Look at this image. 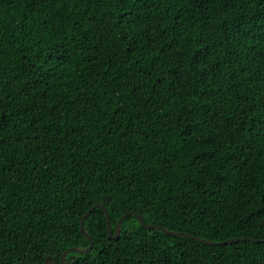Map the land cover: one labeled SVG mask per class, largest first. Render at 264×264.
<instances>
[{"label": "trees", "instance_id": "16d2710c", "mask_svg": "<svg viewBox=\"0 0 264 264\" xmlns=\"http://www.w3.org/2000/svg\"><path fill=\"white\" fill-rule=\"evenodd\" d=\"M0 123V264H264V0H0Z\"/></svg>", "mask_w": 264, "mask_h": 264}, {"label": "water", "instance_id": "95a60500", "mask_svg": "<svg viewBox=\"0 0 264 264\" xmlns=\"http://www.w3.org/2000/svg\"><path fill=\"white\" fill-rule=\"evenodd\" d=\"M95 207L101 208L103 210L104 214H105L106 227H107L108 237L110 239H117L119 237L120 227H121L122 221L124 220V218L126 216L133 215L138 220L139 224L142 225L145 228H157V229L162 230L166 234L174 235V236H185V237L191 238L193 240H196V241H198L200 243L207 244V245H222V244H227V243H230V242H233V241H238L239 239L240 240L257 241L256 239H249V238H245V237H242V238H230V239L221 240V241H210V240H206V239H203V238H200V237H197V236H193V235H190L188 233L181 232V231H171V230L166 229L165 227H162V226H159V225H156V224L145 223L143 221L142 216L140 214H138V213L133 212V211L125 212L122 216H120L118 218V220L116 221L113 233H112V226H111L110 218H109V215H108V212H107L106 208L103 205H101L100 203H96L95 205L90 207L81 216L80 222H79L80 232L89 240L88 246L87 247H75V246L68 247L67 249H65L62 252V254L60 256V264H65V257L67 255V253H69V252L87 253V252H89L91 250V248L93 246V240H92V237L85 230V228L83 226V222L89 216V214L92 212V210ZM261 224L264 226V219L261 221ZM49 257L50 256H46L42 264H49Z\"/></svg>", "mask_w": 264, "mask_h": 264}, {"label": "snow or ice", "instance_id": "6c2138e0", "mask_svg": "<svg viewBox=\"0 0 264 264\" xmlns=\"http://www.w3.org/2000/svg\"><path fill=\"white\" fill-rule=\"evenodd\" d=\"M41 2H43V0H41ZM132 3L133 5L135 4V0H132ZM138 12L139 10H137V15L133 17V20L130 21V23H134L135 22V19L138 18ZM243 26V25H241ZM238 31V30H237ZM6 125L3 124V123H0V129H3L5 128ZM0 142H2V140H0ZM192 166L196 167V168H199L200 165L203 163V161H200L198 158H193L190 162H189ZM97 191L99 192L100 189H97ZM88 195H93V193L91 192H88L86 193V196ZM86 196L84 199H86ZM84 199H81L80 203L83 204L84 203ZM104 201L107 202V203H110L111 202V196L108 195L107 193H105L104 195ZM94 210V209H93ZM69 227H73L72 225H69ZM21 264H27V261H21ZM49 264H60V259H59V256L55 253H50V257H49ZM65 264H69V261H65ZM71 264H79V260H71Z\"/></svg>", "mask_w": 264, "mask_h": 264}]
</instances>
